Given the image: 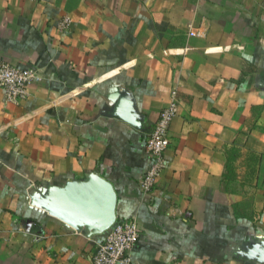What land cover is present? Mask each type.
<instances>
[{
    "label": "crops",
    "instance_id": "0c3cea01",
    "mask_svg": "<svg viewBox=\"0 0 264 264\" xmlns=\"http://www.w3.org/2000/svg\"><path fill=\"white\" fill-rule=\"evenodd\" d=\"M0 57L38 73L26 99L0 93V264H95L100 178L138 221L132 264H263L264 0H0Z\"/></svg>",
    "mask_w": 264,
    "mask_h": 264
},
{
    "label": "built area",
    "instance_id": "2783aa9c",
    "mask_svg": "<svg viewBox=\"0 0 264 264\" xmlns=\"http://www.w3.org/2000/svg\"><path fill=\"white\" fill-rule=\"evenodd\" d=\"M69 19L59 21V27L69 26ZM38 78L34 69H20L0 57V93L4 92L8 101L17 102L26 99L31 93L33 82ZM179 99L173 89L166 106L153 128L145 134L146 152L150 165L144 171L140 181L144 195L151 194L168 165L165 156L171 144L170 126L178 113ZM140 237L136 218L117 220L109 234L100 241L93 255L95 264H132V252Z\"/></svg>",
    "mask_w": 264,
    "mask_h": 264
},
{
    "label": "water",
    "instance_id": "95a60500",
    "mask_svg": "<svg viewBox=\"0 0 264 264\" xmlns=\"http://www.w3.org/2000/svg\"><path fill=\"white\" fill-rule=\"evenodd\" d=\"M118 115L130 123H134L136 121L134 116L128 111H118ZM99 182L102 183V185L100 186H102L103 190L106 191L104 197L105 204L103 214L99 217H95L91 213L89 215V219L86 220L93 225L92 230L94 231V233H102L111 229L117 221V215L115 211L116 194L114 192V189L111 183L109 181H106L105 179L100 178ZM251 246V257L264 264V240H261L256 245Z\"/></svg>",
    "mask_w": 264,
    "mask_h": 264
}]
</instances>
